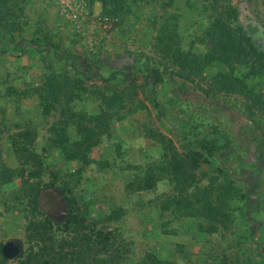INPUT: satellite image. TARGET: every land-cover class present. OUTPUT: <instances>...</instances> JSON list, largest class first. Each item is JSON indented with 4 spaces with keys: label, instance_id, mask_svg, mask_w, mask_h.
<instances>
[{
    "label": "rangeland",
    "instance_id": "obj_1",
    "mask_svg": "<svg viewBox=\"0 0 264 264\" xmlns=\"http://www.w3.org/2000/svg\"><path fill=\"white\" fill-rule=\"evenodd\" d=\"M224 2L232 25H242L264 52V0ZM22 5L21 29L15 40L0 31V47L22 37L48 39L84 54L87 72L107 76L120 69L129 82L86 80L53 50L28 45L20 56L0 55V165L15 173L12 181H0V264H19L3 259L1 245L18 239L23 254L29 222L41 219L32 202L37 187L63 199L58 187H67L87 221L90 241L102 240L94 236L98 231L109 236L105 247L97 243L90 253L95 264H137L149 253L175 264H264V116L243 95L214 87L215 66L203 75L183 73L174 57L178 50L198 55L210 50L205 35L210 1L119 0L114 15L99 0ZM249 80L264 91V76ZM48 104L54 106L45 112ZM97 113H106L109 126L91 151L92 162L79 170L81 162L66 159L56 146L54 128L64 126L74 140L78 125L92 124L89 117ZM22 130L34 133L31 147L42 161L37 178L14 152L12 137ZM199 137L217 140L218 149L208 154ZM173 148L187 162L189 183L174 182L167 161ZM205 189L216 204L223 203L222 218L207 219L194 207L172 209L177 199L193 201ZM165 202L169 210H163ZM66 213L63 208L58 215ZM81 235L69 236L86 241Z\"/></svg>",
    "mask_w": 264,
    "mask_h": 264
},
{
    "label": "trees",
    "instance_id": "obj_2",
    "mask_svg": "<svg viewBox=\"0 0 264 264\" xmlns=\"http://www.w3.org/2000/svg\"><path fill=\"white\" fill-rule=\"evenodd\" d=\"M18 1L0 0V31L3 35L9 34L12 36L13 40H15L13 36L17 32V28L21 29L19 26L21 15L18 14V10H21L23 13L25 7L22 3L26 2V0L22 3ZM99 1L102 4L104 12L110 15L116 13L119 0ZM208 1H210L209 10L211 12L209 23L205 29V35L211 42L210 50L204 55L184 53L178 50L174 53V57L178 60L182 72L183 70H190L188 72L195 71L197 75H203L209 67L215 66L218 70L211 79L214 87L221 91L243 95L250 101L251 107L254 110L260 111L264 116V91H257L249 80L258 76H264V52L256 46L252 36L242 25H232L229 17V6L224 2L226 0ZM2 38L0 37V41ZM28 45L40 52L53 50L54 52L64 54L66 64L74 68L86 80L94 83H110L119 79L129 82L127 73L120 69L110 72L107 76L87 72L85 70L87 59L84 54L72 52L69 48L54 44L48 39L41 42L37 39L22 37L20 40L14 42V46H1L0 55L10 53L20 56ZM242 67L247 69V73H239L241 70L239 68ZM151 95L155 108L160 111L162 106L157 97L154 93ZM53 106V104H48L44 108V111L48 112ZM105 114H92L89 117V122L92 124H79L78 136L74 140L68 137L64 126L54 128V142L56 146L62 150L66 159L81 162L82 165L79 170H82L84 166L92 162L91 151L100 142L101 134L108 129L109 122L105 118ZM262 128L260 133L262 151L260 153L264 157V124ZM12 138L14 152L22 161V165L29 168L28 175L36 178L40 176L42 161L39 153L31 147L34 141V133L29 130H22ZM198 141L208 154H212L219 147L215 139L199 137ZM196 154L200 155L198 152ZM167 161L170 165L171 173L176 180L174 182L178 185L189 183V178H191L192 174L187 171L188 166L185 158L175 148H173ZM165 168H167L166 165H161V169ZM14 174V170L5 165H0L1 182L7 183L12 181ZM50 185L55 186L54 183H48L45 186ZM152 185L153 180L150 179L147 187L150 188ZM58 188L64 194L67 204V213L62 219H54L46 212L45 202H43V188H36L32 202L41 219H32L27 226V245L21 258L17 259L19 264H95L91 261L90 253L97 243L104 245V247L107 244L109 236L105 235L102 231L94 234V236L102 238L101 241H90L92 235L85 232L88 229L87 221L79 213L76 199L69 195L67 187ZM204 191L203 195H196L193 201L183 197L177 199L172 204V209L185 208L187 211H192L194 207L195 210L201 212L202 216L217 221L226 214L225 207L223 203L216 204L213 198H211V193L206 189ZM242 195L248 197L249 193L244 191ZM169 208V203L165 202L163 210H169ZM74 231L78 233L82 232L81 238L86 241H78L75 237H70L69 235ZM59 233L69 235H66L67 238L62 237L58 239L57 235ZM261 254L264 255V252H261ZM3 259L5 260L4 256ZM99 260V258L95 259V261ZM137 264L175 263L160 259L155 254L149 253L144 260Z\"/></svg>",
    "mask_w": 264,
    "mask_h": 264
},
{
    "label": "water",
    "instance_id": "obj_3",
    "mask_svg": "<svg viewBox=\"0 0 264 264\" xmlns=\"http://www.w3.org/2000/svg\"><path fill=\"white\" fill-rule=\"evenodd\" d=\"M44 197H46L45 207L48 214L52 212H57L62 206L63 198L60 197L59 193L53 189H48L44 192ZM64 203V202H63ZM66 208V207H65ZM23 244L18 239H8L6 240L1 247L3 256L6 259H19L22 256Z\"/></svg>",
    "mask_w": 264,
    "mask_h": 264
},
{
    "label": "flooded vegetation",
    "instance_id": "obj_4",
    "mask_svg": "<svg viewBox=\"0 0 264 264\" xmlns=\"http://www.w3.org/2000/svg\"><path fill=\"white\" fill-rule=\"evenodd\" d=\"M46 191V190H45ZM44 191V192H45ZM44 195V194H43ZM46 198V197H45ZM47 199V198H46ZM64 202V203H63ZM63 205H65V207H64V210H67V204H66V201H64V199L62 200V206ZM61 209L63 210V208H60L57 212H52V213H50V216H52L54 219H62V218H64L65 217V214H63V215H61V216H59L58 214H59V212L61 211Z\"/></svg>",
    "mask_w": 264,
    "mask_h": 264
}]
</instances>
